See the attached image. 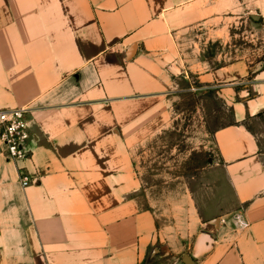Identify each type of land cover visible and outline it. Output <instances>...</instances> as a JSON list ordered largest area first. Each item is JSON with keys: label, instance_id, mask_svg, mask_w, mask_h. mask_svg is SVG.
Returning <instances> with one entry per match:
<instances>
[{"label": "crops", "instance_id": "1", "mask_svg": "<svg viewBox=\"0 0 264 264\" xmlns=\"http://www.w3.org/2000/svg\"><path fill=\"white\" fill-rule=\"evenodd\" d=\"M218 5L0 0V111L27 108L30 132L26 159L0 155V264H264V66L204 54ZM190 76L231 122L201 185L149 202L130 146Z\"/></svg>", "mask_w": 264, "mask_h": 264}, {"label": "rangeland", "instance_id": "2", "mask_svg": "<svg viewBox=\"0 0 264 264\" xmlns=\"http://www.w3.org/2000/svg\"><path fill=\"white\" fill-rule=\"evenodd\" d=\"M211 1L219 4L220 19L212 17L209 25L195 31L201 37L194 36L204 54L213 64L244 58L264 66V0ZM167 99L166 123L147 130L130 146L135 173L149 202L183 201L186 193L181 190L201 185L202 176L217 160L213 132L231 122L230 110L214 89L194 77L181 81ZM263 127L261 117L256 129Z\"/></svg>", "mask_w": 264, "mask_h": 264}, {"label": "built area", "instance_id": "3", "mask_svg": "<svg viewBox=\"0 0 264 264\" xmlns=\"http://www.w3.org/2000/svg\"><path fill=\"white\" fill-rule=\"evenodd\" d=\"M29 136L27 108L0 111L1 156L14 162L26 159L29 155L26 149V142ZM29 183V178L25 175H21V186H26ZM242 225L246 226L245 223Z\"/></svg>", "mask_w": 264, "mask_h": 264}, {"label": "water", "instance_id": "4", "mask_svg": "<svg viewBox=\"0 0 264 264\" xmlns=\"http://www.w3.org/2000/svg\"><path fill=\"white\" fill-rule=\"evenodd\" d=\"M182 262H183L184 264H191V261L189 260V258H188L187 256H184V257L182 258Z\"/></svg>", "mask_w": 264, "mask_h": 264}]
</instances>
